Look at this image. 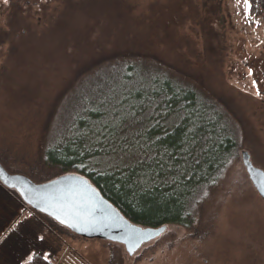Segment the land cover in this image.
Wrapping results in <instances>:
<instances>
[{
	"label": "rangeland",
	"instance_id": "obj_1",
	"mask_svg": "<svg viewBox=\"0 0 264 264\" xmlns=\"http://www.w3.org/2000/svg\"><path fill=\"white\" fill-rule=\"evenodd\" d=\"M157 72L230 111L224 121L239 158L192 229L169 226L134 256L59 234L56 264H264V201L242 160L248 152L264 172V17L251 18L243 0H0V159L5 151L15 162L32 157L53 139L90 133L98 142L102 131L127 136L103 162L143 159L148 115L119 122L137 111ZM101 107L108 114L93 119ZM0 204L10 225L28 216L2 195Z\"/></svg>",
	"mask_w": 264,
	"mask_h": 264
},
{
	"label": "trees",
	"instance_id": "obj_2",
	"mask_svg": "<svg viewBox=\"0 0 264 264\" xmlns=\"http://www.w3.org/2000/svg\"><path fill=\"white\" fill-rule=\"evenodd\" d=\"M248 3L251 18L264 17V0ZM134 67L128 65L127 76ZM155 74L149 91L139 94L142 102L137 111L119 122L124 125L148 115L149 126L139 130L142 147H138L144 149L143 159L119 168L103 162L112 155V147H125L127 136L121 138L118 132L119 139L114 140L116 133L105 137L102 131L98 142L89 141L90 133L68 140L53 139L32 157H21L16 162L11 160V152L5 151L1 164L8 172L24 175L36 184L66 175L84 177L139 227L192 229L209 193L220 186L239 158L238 144L229 122L224 121L230 111L213 106L194 88ZM107 114L101 107L92 118L102 120ZM81 124L80 129L88 126L85 121ZM0 195L17 202L22 212L28 211L27 217L12 225L0 217V264H56L61 251L57 236L72 232L33 210L1 182ZM1 209L0 204V213ZM113 259L123 261L117 251Z\"/></svg>",
	"mask_w": 264,
	"mask_h": 264
},
{
	"label": "water",
	"instance_id": "obj_3",
	"mask_svg": "<svg viewBox=\"0 0 264 264\" xmlns=\"http://www.w3.org/2000/svg\"><path fill=\"white\" fill-rule=\"evenodd\" d=\"M242 160L251 183L264 201V172L252 164L248 152H242ZM0 182L15 190L33 210L75 235L122 245L129 256L166 231V227L142 228L132 224L84 177L66 175L36 184L24 175L10 174L0 163Z\"/></svg>",
	"mask_w": 264,
	"mask_h": 264
},
{
	"label": "crops",
	"instance_id": "obj_4",
	"mask_svg": "<svg viewBox=\"0 0 264 264\" xmlns=\"http://www.w3.org/2000/svg\"><path fill=\"white\" fill-rule=\"evenodd\" d=\"M75 255H76V254H75ZM67 256H68V255H67ZM69 258H74V259H75L76 257H74V256H71V257H69ZM59 260H60V261H58V260H57V263H63V262H65V256L63 255V257H62V258H61V257H59Z\"/></svg>",
	"mask_w": 264,
	"mask_h": 264
},
{
	"label": "snow or ice",
	"instance_id": "obj_5",
	"mask_svg": "<svg viewBox=\"0 0 264 264\" xmlns=\"http://www.w3.org/2000/svg\"><path fill=\"white\" fill-rule=\"evenodd\" d=\"M238 3H239V0H238ZM243 3L245 5L246 10L251 7L250 4L248 3V0H243Z\"/></svg>",
	"mask_w": 264,
	"mask_h": 264
}]
</instances>
